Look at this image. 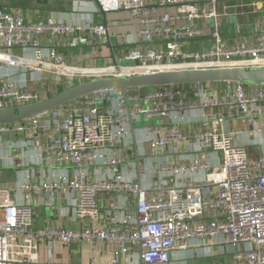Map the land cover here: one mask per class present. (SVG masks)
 <instances>
[{
	"label": "built area",
	"instance_id": "built-area-1",
	"mask_svg": "<svg viewBox=\"0 0 264 264\" xmlns=\"http://www.w3.org/2000/svg\"><path fill=\"white\" fill-rule=\"evenodd\" d=\"M220 1L223 0H92L96 12L124 11L141 24L136 47L126 50L121 59L135 64L122 66L118 62L99 68L66 64L54 49L44 53L38 38L42 34L51 39L72 36L74 46L95 38L105 45L110 42L106 24L59 22L52 18L31 22L21 14L0 9V65L56 73L66 78L69 87L90 79L179 68L264 69V23L252 44H230L218 29ZM167 8H172L173 13ZM211 19L215 23L210 46L200 51L185 50L184 43L202 37ZM18 47L34 48V57L9 51ZM205 84H187L192 86L189 90L184 84L160 85L144 96L147 106L131 105V101L141 97L129 95L128 89H103L83 98L82 108L68 110L67 104L29 117L22 125L0 123V139L3 134L20 129L55 132L56 136L42 148L43 158L73 166V176L28 181L21 187L30 194L44 192L50 197L43 202L48 206H53L59 191L69 190L73 194V209L85 222L78 230H33L32 203L2 199L8 189L1 188L0 264L31 263L25 250L18 262L12 258L13 239L24 235L44 238L50 244H110V264L130 261L136 249L143 264H171L175 252L192 249H205L208 257L211 253L232 258L229 262L212 259L205 264H264V154L252 159L248 146L236 141L243 133L264 134V85L226 81L224 89L213 90ZM107 98L116 99L117 106L103 108ZM42 99L39 91L22 88L13 77L0 74V108L24 106ZM194 110H200L199 117L187 116ZM144 117L172 120L168 126L147 128L148 142L155 151L190 139L202 158L221 153V163L213 166L209 161L200 162L198 157L189 164L160 163L155 170H169L173 174L204 169L206 179L185 185H177L171 179L166 185L153 186L151 192L143 190L124 178L119 166L124 162L111 154L110 148L124 142L130 136V127ZM233 119H239L248 128L225 129L224 125ZM187 122L200 123L201 129L188 137L180 127ZM15 164L22 165L20 160ZM93 166L107 168L103 180H91ZM107 192L132 194L136 206L113 203L105 214V223L97 224L99 197ZM192 240L199 242L192 245Z\"/></svg>",
	"mask_w": 264,
	"mask_h": 264
},
{
	"label": "crops",
	"instance_id": "crops-1",
	"mask_svg": "<svg viewBox=\"0 0 264 264\" xmlns=\"http://www.w3.org/2000/svg\"><path fill=\"white\" fill-rule=\"evenodd\" d=\"M244 7L251 11L244 13ZM0 9L21 14L27 21L31 22L52 18L59 22L106 24L109 28L110 42L105 45L94 40L95 38L89 39L87 43H79L74 46L72 45V36H57L53 39L47 34L39 36V48L44 53L49 49H54L62 56L66 64L77 67L99 68L118 62L119 65H122L120 62L125 51L136 47V34L141 28L139 19L132 17L127 12H96L92 0H0ZM166 10L173 13L172 8ZM217 12L220 14L218 19L219 32L230 44L236 42L252 44L255 34L264 23V4L261 0H223L218 2ZM250 12L260 13V16L252 24V30L246 33L243 29L245 26L241 25V19H246ZM181 22L183 23V21ZM214 23L215 21L211 19L210 25ZM227 23L236 25L238 33L228 30ZM208 27L206 25L202 37L184 43L183 48L190 52L208 48L212 42L214 30L213 27ZM9 51L19 56L34 57V48L23 49L18 47ZM0 74L13 77L17 85L22 88L39 91L43 98L69 88L66 78H62L56 73L34 71L19 65H0ZM225 86V82H212L206 83L204 87L222 90ZM191 87L187 85L186 89H192ZM250 87L255 89V86ZM188 97H192L189 91ZM82 99L69 103L66 108L68 110L77 107L82 108ZM117 104L116 99L107 98L103 108L107 109L117 106ZM187 116L190 118L199 117L200 110L189 112ZM171 121L170 118H144L134 122L130 127V136L124 142H115L116 144L110 148L111 154L124 162L123 165H119L124 178L134 181L148 192H151L153 186L166 185L171 179L177 185L206 179L204 169L199 168L173 174L169 170H155L160 163L189 164L192 159L197 157L200 162L209 161L213 166L222 161L221 153H210L202 158L201 152L190 139L185 142H172L160 151L151 148L148 142L147 128L156 125L168 126ZM18 123L22 125L23 122L18 121L11 124ZM180 127L188 137L193 136L201 129L200 123L197 122L183 123ZM224 128L245 130L248 126L239 119H233L226 123ZM55 136L53 130L32 132L29 129H20L1 136L0 189H8L2 199L14 200L19 204L31 202L35 215L33 230L40 227L78 230L85 222L78 217L73 209L72 192L69 190L59 191L53 201V206H48L43 202L50 197L44 192L30 194L22 190L21 187L24 182L28 181L40 182L46 179L55 180L73 176L75 171L73 166L59 164L55 159L45 160L43 158V146ZM111 140L113 141L112 136ZM236 141L248 146L252 159H257L261 154H264V134L262 133H257L254 136L243 133L237 137ZM17 160H20L21 166L15 164ZM106 169L105 166L91 167V180H103ZM99 199L100 210L96 219L97 224L105 223V214L113 203L126 204L130 208H134L137 202L132 194L126 195L120 192L101 193ZM13 241L12 258L18 262L25 250V254L31 258L30 264H110L113 249L110 244L100 242L91 244L82 241L71 245H64L60 242L50 244L44 238H33L28 235L16 237ZM198 242V240H192V245H196ZM212 259L228 262L232 260L231 255L222 257L217 254L212 256L210 253V257H208V252L205 249L198 251L192 249L188 252H175L171 264H205ZM123 264H143L139 257V249L134 250L131 260L124 261Z\"/></svg>",
	"mask_w": 264,
	"mask_h": 264
},
{
	"label": "water",
	"instance_id": "water-1",
	"mask_svg": "<svg viewBox=\"0 0 264 264\" xmlns=\"http://www.w3.org/2000/svg\"><path fill=\"white\" fill-rule=\"evenodd\" d=\"M226 81H241L249 84L264 85V69H247L244 67L179 68L130 77L122 75L90 79L32 104L0 108V123L23 121L29 117L67 105L103 89L121 88L126 91L128 88Z\"/></svg>",
	"mask_w": 264,
	"mask_h": 264
},
{
	"label": "rangeland",
	"instance_id": "rangeland-1",
	"mask_svg": "<svg viewBox=\"0 0 264 264\" xmlns=\"http://www.w3.org/2000/svg\"><path fill=\"white\" fill-rule=\"evenodd\" d=\"M241 1V0H239ZM264 4V0H261ZM244 13H247L249 10L247 7L243 8ZM262 13V12H261ZM260 16V13H249L246 17V19H241V25L245 26V28H243L245 30V32H250L252 30V24L254 23L255 20H257V18ZM228 26V30H233V32H237V26L236 25H230L229 23H227ZM212 25H209L208 28H211ZM235 35V34H234ZM234 38V37H233ZM126 52V51H125ZM122 65H134L135 62L132 61H128L125 62L124 60L120 62ZM185 86H187V84H184ZM158 86H154V87H143V88H128V93L131 96H140L141 99H139L138 101H131V105L133 104H139L141 106H147V104L144 101V96L149 94L150 92H152L155 88H157ZM145 118V117H144ZM143 118V119H144Z\"/></svg>",
	"mask_w": 264,
	"mask_h": 264
}]
</instances>
